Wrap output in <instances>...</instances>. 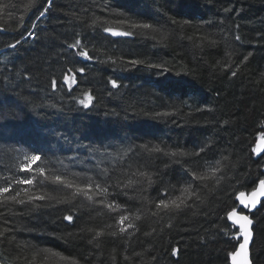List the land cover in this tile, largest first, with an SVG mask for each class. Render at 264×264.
<instances>
[{"label":"trees","instance_id":"trees-1","mask_svg":"<svg viewBox=\"0 0 264 264\" xmlns=\"http://www.w3.org/2000/svg\"><path fill=\"white\" fill-rule=\"evenodd\" d=\"M0 6V187L32 178V186L12 188L56 198L0 203L3 264H229L241 239L226 217L233 208L252 219L250 259L264 264V199L251 212L237 202L264 177V150L253 152L264 136V0ZM105 27L134 35L111 36ZM76 39L81 47L69 48ZM84 48L91 60L77 55ZM73 74L76 83L65 84ZM85 92L93 97L89 108L77 102ZM181 151L187 155H165ZM34 154L41 160L22 172ZM211 167L219 168L215 176ZM65 173L69 180L79 174L77 184L90 178L93 199L51 183ZM192 173L206 179L193 183ZM96 184L107 193L97 196ZM190 184L199 199L188 198L178 212L156 208L159 199L183 198Z\"/></svg>","mask_w":264,"mask_h":264},{"label":"snow or ice","instance_id":"snow-or-ice-1","mask_svg":"<svg viewBox=\"0 0 264 264\" xmlns=\"http://www.w3.org/2000/svg\"><path fill=\"white\" fill-rule=\"evenodd\" d=\"M0 8H2V6H0ZM46 10L47 9H45V11ZM43 15H44V12H41L40 16H43ZM20 19H21V27H22L23 26L22 22H23L24 18L21 17ZM100 22H101V18L96 17L92 21V24L96 25ZM124 22L125 21H121V23H124ZM105 23H106V21H105ZM33 27H35V24H33ZM130 28H132V29H139V28L149 29V28H151V25L132 23L130 25ZM103 31L105 33L110 34L111 36H132V35H134V33L132 31H116L110 27H105L103 29ZM27 34L30 37H33V38L35 37V33L32 32L31 30ZM236 39L239 40L240 37L237 36ZM21 42H22V39L16 40L15 44L10 45V47L14 49ZM80 47H81V40L80 39H76L73 44L69 45V48H71V49H79ZM77 55L80 56L81 58L85 59V60H91L92 59V57L89 56L87 48H84L83 50L78 51ZM244 59L247 60L248 57L245 56ZM113 62H115V61H113ZM129 63L132 65H136V64L143 63V62L140 60L133 59V60H130ZM149 67L159 68L160 66L159 65H149ZM72 71L73 70L71 68L68 69V72H72ZM77 71H79L80 73H83L84 69L80 68ZM232 75L235 76L236 73L233 72ZM70 79H71V84L76 83L75 74H73L71 76V78L68 75H65L63 82L65 84H69ZM110 83H111L113 88H117V81L115 79L111 80ZM51 87L53 90H55L57 88L56 79H53L51 81ZM84 96H85V99H81L77 102L80 105H82L83 108H89V106L92 104L93 97L88 92H85ZM155 151L159 152V151H161V149L159 147H157L155 149ZM201 151H203V149H201ZM253 151L259 152L260 149L256 148V149H253ZM165 155H171V156L181 155V156H183V155H187V153L181 151V152L165 153ZM196 155L199 156V152L196 153ZM25 159L27 160V163L22 164L20 170L22 172H29V171L33 170L32 165L36 164L38 161L41 160V156L34 154L30 158L25 157ZM219 163H220V161L217 160L216 164L218 165ZM36 171L38 172L39 175L44 176V172H45L44 168H38V169H36ZM209 171L211 172L212 176H215L216 173L219 171V168L218 167H211L209 169ZM140 175L144 176L145 174L140 173ZM66 177H67V173H65L64 175H55L54 177L51 178V183L55 184V185H61L64 189L72 190L73 198H75L76 196L83 195L88 200L93 199V197L89 195V192L93 188V185L91 183L90 178H89V182L86 184H77V183H75V180L79 178V174H74L73 180H69ZM44 178H45V180L49 179V177H47V176H44ZM148 179H149V183H151V177L150 176L148 177ZM203 179H206V177L197 176L195 173H192L193 183H195V181H197V180H203ZM12 183L32 186L34 181L32 178H27V179L16 180V181H13ZM12 183H9L7 187H0V203L7 204L8 202H12V203L17 204V205H29V204H33L34 201H46V200L56 199L55 197H52L51 195H49L47 193L41 194V195H32V194H30L29 188H22L19 191H15L12 188ZM95 189H96V195L97 196L105 195L108 191L106 187H101L100 184H96ZM10 190L15 191V194L14 195L9 194ZM22 194L24 197H26V199L21 198ZM244 195H245V193H240L237 198L240 199V204L243 205L244 208L248 209L249 212H251V210L254 209L257 206V204L260 202V197H264V177H261L258 179L256 187L253 188V190L250 194V197L247 200L241 198ZM181 196L183 198L177 197V198L172 199L170 201H165L164 199H159L156 203V208L158 210H163L165 212H168V211H177L178 212L182 208L188 206L186 204V201L188 198L195 196L197 199H199V196L197 195L196 190L192 189L191 184L188 187L183 188V190L181 192ZM57 202L63 203L64 201L63 200H57ZM99 203H103V201H99ZM105 206L108 207L109 209L114 208L113 204H107ZM116 207H118V206H116ZM227 215H228V219L231 220L234 225L239 226V232L236 233V235L237 236H239V235L243 236V241L239 243L238 247L236 248V250L234 252L230 253L233 264H250V261L248 258V245H249L250 239L252 237L251 225L253 224V221H252V219H250L249 215H243V214L237 215V210L235 208H233L232 211H230ZM136 218L139 219V217H136ZM64 219L66 221L72 222L73 216L72 215H66V216H64ZM127 219H128L127 216H121L119 223L121 225H124V221ZM128 227H132V225L122 226L120 228V232L121 233L125 232L126 228H128ZM0 235H3V233L0 232ZM95 236L96 237L101 236V232L96 231ZM90 243H91V241H90ZM176 253H177V249L173 248L172 254L176 255ZM238 257L240 258L239 261L237 260Z\"/></svg>","mask_w":264,"mask_h":264},{"label":"water","instance_id":"water-1","mask_svg":"<svg viewBox=\"0 0 264 264\" xmlns=\"http://www.w3.org/2000/svg\"><path fill=\"white\" fill-rule=\"evenodd\" d=\"M256 148H259L260 149V151L259 152H254V154L255 155H259L263 150H264V137H259V138H257V140L255 141V143H254V149H256ZM252 192V191H251ZM251 192H249L248 194H245L243 197H241L242 199H245V200H247L249 197H250V194H251ZM238 197V196H237ZM264 199V197H260V202L262 201ZM237 201H238V204L240 205V206H243V205H241L240 204V199H238L237 198ZM260 202L257 204V206L256 207H258L259 205H260ZM244 207V206H243ZM255 207V208H256ZM254 208V209H255ZM254 209H252V210H254ZM237 210V215H240V214H243V215H247V214H245V213H241V212H239L238 211V209H236ZM232 211V210H231ZM230 212V211H229ZM228 212V213H229ZM227 213V214H228ZM227 217V220H228V222L229 223H231V224H233V222L231 221V220H229L228 219V215L226 216ZM251 219V218H250ZM234 225V224H233ZM234 226H236L238 229H239V226L238 225H234ZM251 231H252V225H251ZM252 236H253V233H252ZM243 241V236L241 235V239H240V242H242ZM239 242V243H240ZM251 242H252V237H251V239H250V242H249V245H248V258H249V261H250V264H252V262H251V259H250V250H249V248H250V245H251ZM239 243H238V245H239ZM238 245H237V247H238ZM236 247V248H237ZM236 250V249H235ZM234 250V251H235ZM239 257L237 258V260L239 261ZM0 264H3L1 261H0ZM229 264H233V261H232V258L230 257V260H229Z\"/></svg>","mask_w":264,"mask_h":264}]
</instances>
